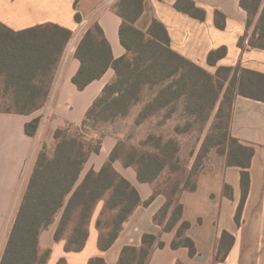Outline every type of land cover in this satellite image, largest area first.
Masks as SVG:
<instances>
[{
    "label": "trees",
    "instance_id": "16d2710c",
    "mask_svg": "<svg viewBox=\"0 0 264 264\" xmlns=\"http://www.w3.org/2000/svg\"><path fill=\"white\" fill-rule=\"evenodd\" d=\"M143 2L120 0L118 7L115 6L123 18L120 38L126 48L125 55L114 58L104 31L97 22L82 36L76 51L81 66L73 78L78 89L84 90L91 82L101 78L108 68L115 70L114 79L105 85L95 99L82 124L87 126L90 120L107 122L127 116L134 106L144 101L142 94L145 89L154 91L158 86V92L144 105L136 123L143 122L181 99L184 100L187 113L204 119L212 114L219 103L216 117L222 125L226 124L224 132L218 136L224 145L221 151L226 155L228 166L242 168V197L236 214V221L240 223L249 193V167L255 150L241 143L231 133L233 88L239 82L240 94L264 101V73L238 66L230 86L224 91V81L234 69L219 67L216 75H212L183 57L172 49L169 32L158 19H154L146 31L139 29L135 22L143 13ZM241 6L247 11L248 30L254 26L250 45L264 49V0H241ZM175 7L192 17L205 19L206 11L192 0H178ZM121 8H126L128 13L122 12ZM216 15L225 18L219 11H216ZM75 19L81 21L79 12L75 14ZM217 23L224 27L219 21ZM72 36V30L55 23L40 24L20 31L1 25L0 81L4 82V86L0 95L8 96L10 100L0 105V112L28 115L45 105L55 71ZM225 55L226 48L221 47L209 54L208 61L215 65L217 59ZM226 102L229 103L228 119L221 121ZM40 123V117L32 119L26 124V133L36 135ZM71 129L74 126L68 124L55 131L52 155L47 152V145L44 144L40 149L0 264H47L51 249L43 253L40 236L58 219L55 240H64V231L73 223L71 234L66 238V250L81 251L89 237L93 214L101 201H105L102 216L109 214L104 227L102 218L97 220L99 247L106 251L118 239L134 210L141 204L147 206L151 202V199L143 202L136 187L115 169L113 163L118 157L116 152H112L99 171L91 169L82 179L88 158L100 152L102 140L97 142V146L89 148L86 134L75 129L74 135L69 136L67 131ZM158 146V153H132L125 160V166L136 167L141 182L153 184L169 164L172 171L180 169L171 162L175 157L170 145ZM180 188V184H177L170 193L155 190L156 195L162 193L167 198L154 216V221L162 225L165 231L173 230L182 220ZM195 188L196 183L190 186L191 190ZM224 188L227 191L230 186L225 184ZM189 227L187 221L180 223L171 246L174 249L187 247L193 257L197 250L195 242L187 234ZM103 230L105 234H102ZM233 243L234 237L224 231L218 257L223 259ZM155 244L164 246L155 235L145 234L141 247L123 248L117 264H146ZM58 264L68 262L61 258ZM89 264H106V261L104 257L97 256Z\"/></svg>",
    "mask_w": 264,
    "mask_h": 264
},
{
    "label": "crops",
    "instance_id": "0c3cea01",
    "mask_svg": "<svg viewBox=\"0 0 264 264\" xmlns=\"http://www.w3.org/2000/svg\"><path fill=\"white\" fill-rule=\"evenodd\" d=\"M117 1L0 0V25L20 31L55 23L72 30V38L77 36L72 48L73 39L66 46L42 108L28 115L0 112V235L3 217L15 199L28 161L37 159L44 144L54 148V134L58 128L82 122L105 85L114 79L115 70L110 67L84 90H79L73 82L81 66L76 56L77 46L90 21L102 27L114 58L126 54L120 38L123 18L115 10ZM177 1L144 0L143 13L136 26L146 31L152 21L158 19L169 32L172 49L183 57L212 75H216L219 67L234 69L224 81V91L230 86L238 66L264 73V49L250 45L248 15L241 6V0H192L206 11L204 20L177 9ZM216 11L224 14L225 18L216 15ZM77 12L81 15L80 22L75 19ZM217 21L224 27H220ZM221 47L226 48V55L211 65L209 54ZM238 86L239 82L233 88L231 133L255 150L249 167V193L240 223L236 221V214L242 197L241 167L228 166L225 161L219 163L215 170L200 171L196 188L179 192L183 205L182 220L173 230L165 231L154 221V216L166 203V196L162 193L156 195L153 184L141 182L133 167L120 165L116 169L136 187L142 201L151 199V202L134 210L118 239L106 251L99 247L100 234L95 220L90 224L89 237L81 251H67L64 240H55L57 223L44 230L41 242L43 247L51 249L47 264H58L61 258H65L68 264H89L97 256L104 257L106 264H117L123 248L141 247L145 234L155 235L164 243L163 247L155 244L146 264H264V101L240 94ZM36 117L41 118L40 128L36 135L30 136L26 133V124ZM115 145L113 136L103 137L100 152L89 157L90 160L96 157L91 164L94 170L101 169ZM35 148L37 151L34 153ZM225 184L230 186L227 191ZM182 221L190 223L187 234L195 242L197 250L193 257L187 247L174 249L171 246ZM224 231L234 237V243L222 259L218 257V251ZM6 244L0 247V260Z\"/></svg>",
    "mask_w": 264,
    "mask_h": 264
},
{
    "label": "rangeland",
    "instance_id": "374dc122",
    "mask_svg": "<svg viewBox=\"0 0 264 264\" xmlns=\"http://www.w3.org/2000/svg\"><path fill=\"white\" fill-rule=\"evenodd\" d=\"M119 3L120 0L116 2V7H118ZM121 11L128 13L126 12V8L125 10L121 8ZM94 22L95 21H90L88 28L93 27ZM253 29L254 26L249 29L248 33L252 34ZM3 86L4 82L0 81V92ZM159 88L160 86H158L154 91H151L149 88L145 89L142 94L144 101L134 106L129 115L118 117L107 122H96L94 120H90L87 126H84L82 122L72 124L74 129H71L69 132L67 131V135H74L75 129L85 133L87 136L86 145L89 148L97 146V142L102 140L105 135L113 136L116 139V145L114 148H112L110 155L112 152H116L118 156L113 163L115 169L120 165L125 166L124 163L129 154L136 153L137 155H140L143 153H158L159 144H162L164 147L170 145V150L172 149L175 157L174 159H171V162L177 164L180 169L178 171H172L170 169V164L167 165L159 178L153 183L154 188L156 192L162 191L165 193H170L174 186L180 184V189H190V186L196 183V178L200 171L215 170L214 168L218 167L219 163L225 161L227 163L226 155H224L221 151L224 145L221 143V140L218 137L220 136L221 132H224L226 128V124L222 125L220 123V119L216 117V113L220 104L218 103L212 114L207 119H204L197 115H191L187 113L184 108V100L181 99L174 102L169 108L154 113L150 117L146 118L143 122L136 123V118L138 117L142 108L151 99V97L158 92ZM9 100L10 97H2V95H0L1 106L3 103L8 102ZM228 105L229 103L226 102L225 113L223 114L224 118L221 119V121H226L228 119ZM54 149L55 148H47V152L52 155ZM36 151L37 148H35L34 153ZM92 155L95 156V153ZM94 158L91 160L88 158L81 175L82 179L85 177L88 171L93 169L91 164L94 162ZM35 159L36 157L33 161L32 158L28 161L22 174L15 199L11 201L10 206L7 207L6 214L3 217V231L0 235V247H3V245L7 242L12 230L18 210L27 191L30 177L36 165ZM131 167L136 170L135 166ZM104 207L105 201H101L93 214L92 221H96V227L97 220L100 217L102 218L103 227L104 224L107 223V215L109 214L102 216ZM56 223L57 225L59 224V219L53 225L56 226ZM72 227L73 223H70L64 231L65 242L66 238H68L71 234ZM98 231L100 234L99 228ZM102 234H105L104 230ZM40 244L43 253L46 249H49L43 247L41 236Z\"/></svg>",
    "mask_w": 264,
    "mask_h": 264
},
{
    "label": "built area",
    "instance_id": "2783aa9c",
    "mask_svg": "<svg viewBox=\"0 0 264 264\" xmlns=\"http://www.w3.org/2000/svg\"><path fill=\"white\" fill-rule=\"evenodd\" d=\"M73 39V41L71 42V48L75 45V43H76V40H77V36L74 38H71L70 40H72Z\"/></svg>",
    "mask_w": 264,
    "mask_h": 264
}]
</instances>
